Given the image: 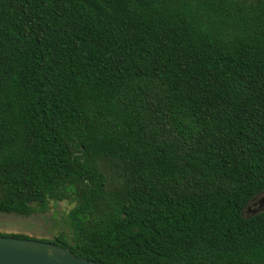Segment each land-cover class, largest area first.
<instances>
[{
  "label": "trees",
  "instance_id": "obj_1",
  "mask_svg": "<svg viewBox=\"0 0 264 264\" xmlns=\"http://www.w3.org/2000/svg\"><path fill=\"white\" fill-rule=\"evenodd\" d=\"M264 0H0V212L105 264H264ZM29 238L23 234H2Z\"/></svg>",
  "mask_w": 264,
  "mask_h": 264
},
{
  "label": "water",
  "instance_id": "obj_2",
  "mask_svg": "<svg viewBox=\"0 0 264 264\" xmlns=\"http://www.w3.org/2000/svg\"><path fill=\"white\" fill-rule=\"evenodd\" d=\"M259 195V194H258ZM257 196V195H256ZM264 203V189L257 204ZM0 264H105L78 257L67 248L32 238L0 235Z\"/></svg>",
  "mask_w": 264,
  "mask_h": 264
},
{
  "label": "rangeland",
  "instance_id": "obj_3",
  "mask_svg": "<svg viewBox=\"0 0 264 264\" xmlns=\"http://www.w3.org/2000/svg\"><path fill=\"white\" fill-rule=\"evenodd\" d=\"M249 204L243 209V215L250 214L246 209L252 207ZM70 206L66 201L50 200L47 210L42 213L22 215L0 212V235L23 234L32 239L49 242L60 234L70 233L66 218Z\"/></svg>",
  "mask_w": 264,
  "mask_h": 264
},
{
  "label": "flooded vegetation",
  "instance_id": "obj_4",
  "mask_svg": "<svg viewBox=\"0 0 264 264\" xmlns=\"http://www.w3.org/2000/svg\"><path fill=\"white\" fill-rule=\"evenodd\" d=\"M260 195V194H259ZM255 196L251 201H250V204L249 205H252V207H247L246 209L250 212V214L254 213V212H257L258 210H262L264 209V203L262 205H258L257 204V198L258 196Z\"/></svg>",
  "mask_w": 264,
  "mask_h": 264
}]
</instances>
